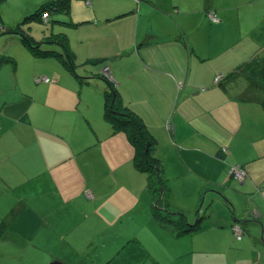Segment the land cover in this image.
<instances>
[{
    "label": "crops",
    "instance_id": "obj_1",
    "mask_svg": "<svg viewBox=\"0 0 264 264\" xmlns=\"http://www.w3.org/2000/svg\"><path fill=\"white\" fill-rule=\"evenodd\" d=\"M46 1L50 0L41 2ZM227 2L230 7L255 3L250 22L245 24L238 13L229 12ZM68 7V11L53 14L50 21L41 23L51 29L54 22L62 26L60 33L68 40L78 76L59 63H42L53 67L42 70L31 65L25 77L34 86H41L35 88L41 91L28 94L20 85L16 49L20 46V50L32 55L34 49L18 35H8L17 45L9 52L14 64L0 66V262L20 264L43 252L48 256L45 263L50 259L66 264L54 252L47 253L51 244L66 246L62 236L54 233L51 222L52 218L59 219L56 209L35 207L25 211L27 197H20L19 192L33 185L32 191L41 193L37 187L41 184L43 191L58 194L56 185L48 187L47 180H38L48 173L52 182V171L63 173V163L74 153L75 159L69 161L71 175H76L71 165H78L87 173L93 171L92 182L99 181L100 172L89 163L98 162L101 147L106 144L110 149L109 143L114 146L117 137L123 138L133 151L129 140L122 137L124 133L106 118L103 91L108 86L102 79V70L114 84L112 96L129 106L157 139L164 174L174 180L168 198L160 205L190 211L191 215H185L195 220L188 221L197 223L179 232L176 225L163 222L162 210L156 218L146 177L134 167L133 152H123L124 162L117 169L121 160L114 155L110 161L113 168L108 166L113 179L119 171L129 187L134 183L131 174L136 178L138 175V185L145 188L141 193L138 188H130V194L124 195L121 202L130 201L126 205L131 208L141 204V212L153 216L151 230H155L153 223L160 224L161 235L155 231L158 247L148 250L128 221L119 219L120 230L112 236V243L119 249L110 264H220L215 261L217 254H224L230 248L226 245L235 242L232 224L241 223L245 232V227L257 228V219L264 220V81L259 74L264 61V0H70ZM210 12L215 13L217 22L211 20ZM0 16L3 17L1 12ZM3 25L7 28L8 24L3 20ZM128 27L133 30L129 43L122 39ZM32 41L34 47L37 43ZM42 43L49 44L52 50H62L57 42H46V36ZM99 51L107 54H97ZM1 53L0 45V56ZM44 73L50 82L35 84L38 82L33 77L45 76ZM217 75L222 79L216 81ZM223 148L227 149L225 153ZM170 155L174 164L169 172L165 163ZM83 163L88 164L80 167ZM230 163L243 165L247 177L232 178ZM112 183L114 186L115 180ZM84 194L92 197L87 185ZM171 195L188 199L177 202ZM184 203L189 205L187 209ZM212 203L221 211L209 221L205 212L211 211L210 207L202 208ZM226 206L229 213H225ZM26 212L27 216H22ZM204 220L207 225L202 223ZM163 225L169 229L164 230ZM200 231L206 252L189 258L195 253V233ZM163 232L170 236L171 243L164 241ZM19 233L26 235L28 243L21 237L15 239ZM28 246L33 251L29 252ZM20 248V252L14 251Z\"/></svg>",
    "mask_w": 264,
    "mask_h": 264
},
{
    "label": "rangeland",
    "instance_id": "obj_2",
    "mask_svg": "<svg viewBox=\"0 0 264 264\" xmlns=\"http://www.w3.org/2000/svg\"><path fill=\"white\" fill-rule=\"evenodd\" d=\"M42 0H0V12L2 14V18L5 21L7 27H13L19 20H21L26 14L33 13L36 8L42 3ZM229 2V1H228ZM227 2V3H228ZM229 7V12H236L241 17L242 21L247 24L250 22V18L254 16V10H256V4L255 3H246L243 5H238V7L231 6L230 3L227 4ZM23 14V15H22ZM22 15V16H21ZM18 16L19 19H15ZM229 19H233L230 17ZM120 22V21H118ZM53 29L50 28V25L47 27L41 23L34 20H28L25 22L24 28L29 31L30 35H32L35 39H43V37H48L49 35L57 34L60 32V24L58 22H54ZM121 23V22H120ZM28 25L30 27H28ZM233 27V25H232ZM141 31H139V34ZM85 34V32L83 33ZM133 30L131 27H128L127 30L124 32L122 39L124 42L129 43L132 39ZM7 33H1L0 34V45L2 46V50L4 53L9 54V52H13L14 46L17 45L14 40L8 39ZM7 38H3L2 37ZM75 38V37H74ZM72 44L75 45V39H72ZM53 43V42H52ZM34 44V43H33ZM59 44V43H57ZM40 51H43L45 49H51L49 48V44L41 43ZM21 47L18 46V49H16V52H18V57L20 61V67H19V73L21 75V87L28 90V94H33L32 92L36 91V87L41 86H34L32 83L27 80L26 71L30 72L32 69L31 65H35L36 69H48L53 68L52 66H42V63H50L54 66V63H59L65 70L68 71L66 66H64L61 56H57V54H54V56H47L44 57L41 54H27L24 53L23 50H20ZM61 49H56V51L59 52ZM97 54H107L105 51H99ZM12 57V56H11ZM13 58V57H12ZM107 63L109 62L106 61ZM29 74V73H28ZM45 75V73H44ZM42 76V75H39ZM47 77V75H45ZM49 80L50 77L48 76ZM34 82V81H33ZM35 83V82H34ZM35 83V84H39ZM43 85V83H41ZM41 91V88H38L36 92ZM93 93L95 90H90ZM101 90H97V92H100ZM34 92V93H36ZM7 93V92H6ZM103 95V94H102ZM90 103H93L91 100ZM124 133V132H123ZM122 134V133H118ZM122 137L127 138L122 134ZM116 143V144H115ZM125 144V145H124ZM109 148H106V144H104L103 147H101V153L97 156L98 162L96 163H89L96 165V171L99 173V181L92 182V173H87L84 168L78 169V165H71V169L75 167L76 169V175H71L72 170H70V164L69 161L72 159H75L76 153L72 154V158L64 162L63 164H66V169L63 171V173H58L57 171H52V182L47 178L48 173H46L43 177H40L38 180L40 183L49 182L47 186L50 185H56L59 189V193H50L45 192L41 188V184L37 185V187L41 190H33L34 186L30 187L29 189H25L23 192H19L20 197H24V195L27 197L24 199L25 203L27 204V208L25 211H29V209L34 210L36 207L37 209L42 208H54L56 209L59 219L58 218H52L51 222L52 225L55 228L54 233L56 235H61L62 240L61 242L65 245L66 249L63 246H59V243L51 244L47 253H55L56 258L64 261L66 264H110L111 262H114L117 258V252L119 249L118 244L112 243V236L114 234H117L119 229V225L117 224V221L119 219L128 221L131 230H133L137 235L140 237V240L142 244L149 250H154L158 247V243L156 241V234L161 235V225L153 223L155 227V230H151V223L150 221L153 220V216L150 213L149 217L147 216L148 213H142V205L137 204L138 207H128L126 204H131L130 201L121 202L124 198V195L127 193L130 194V188H138L139 192L141 193L145 188L141 187L137 183V178L132 175V178L134 179V183L130 185L129 187H126L127 178L122 176V174L119 171H116L115 179H113L110 169L112 165L110 164V161L114 159H120V164H117L116 169L121 166V164L124 162V153L127 152V154H130L132 149L130 148L129 144H126L124 142L123 138L117 137L114 142V146L112 143H109ZM114 151V152H113ZM111 155V157H110ZM236 160V159H234ZM88 163H83L80 165V167L85 166ZM171 164H174L173 159L166 158V169L170 172ZM135 167V166H134ZM136 168V167H135ZM139 171L138 169H136ZM140 172V171H139ZM127 173V172H126ZM142 173V172H140ZM144 174V173H142ZM79 177H76L78 176ZM139 178L141 179L142 176L139 175ZM113 180H115L114 186H113ZM170 187L172 186V182L174 181L173 178L168 179ZM54 182V183H53ZM177 182H180L179 180ZM98 184V186L96 185ZM89 186L92 190V197H88L84 194L85 187ZM181 187L180 183H178V188ZM194 187V186H193ZM192 187V188H193ZM114 191V192H113ZM90 195V193H88ZM170 198H174L177 202H180L181 200H187V197H177L174 195H171ZM208 201V198H207ZM211 201V200H210ZM209 201V202H210ZM183 207L187 209L189 205L184 203ZM205 206V204H204ZM202 208L204 210L206 207H210L211 211L205 212L206 217L209 221L215 220L214 216L216 215V212H220L221 208L217 207L214 203L211 205H207ZM150 207V206H149ZM264 207V205H263ZM162 209L167 210L168 212L162 211V213H165L163 218V222L168 220L171 225H176L181 231L183 230V226L180 225L176 219L178 217L177 214L171 215L168 214L169 212L173 211L171 209H166L165 207H161ZM229 208L225 209V213H229ZM201 210V211H202ZM134 211V212H131ZM159 211V210H158ZM198 210L196 209L194 211L197 213ZM185 212V211H184ZM250 212V211H249ZM9 213V212H8ZM154 215H156L155 211H153ZM26 214H22V216L26 217ZM186 215H191L192 213L185 212ZM35 215V214H34ZM170 215V219L166 216ZM166 216V217H165ZM174 216V217H173ZM257 217V216H256ZM158 218V217H157ZM190 218L187 216V221L190 220ZM231 218V217H229ZM264 219V217H262ZM159 219V218H158ZM172 219V220H171ZM195 220V218H193ZM192 219V221H193ZM58 220V223H57ZM157 221V219H155ZM228 219L227 221H229ZM191 221V222H192ZM205 221H202L204 225ZM207 221V222H209ZM190 223V221H188ZM239 223V222H235ZM234 223V224H235ZM241 224V223H239ZM242 225V224H241ZM240 225V226H241ZM167 228V227H166ZM165 226L163 225V229L166 230ZM247 229L245 227L244 230L241 233V238H236L233 236H236L238 234L237 229L231 226V233H232V239L235 240L233 245L227 244V247H230L228 249H225L224 254L218 253L215 261H219L220 264H264V220L257 219V228L254 225H251ZM169 229V228H167ZM204 229H206V226H204ZM226 230H229L228 228H225ZM250 230V231H249ZM180 232V230H179ZM198 233V234H197ZM195 233L196 236L194 237V250L195 253L190 254L189 258L196 257V256H203L206 250L203 249L204 247V238H202V235L199 236V234H202L203 231ZM20 235H17L15 239L18 237H21L23 242L26 244L28 243V240L26 239V235L23 233H19ZM164 234V241L172 242L170 241V236L167 234ZM36 235V234H35ZM232 239L230 238V243L232 242ZM11 247H14L11 245ZM3 250V245L0 244V251ZM15 252H20L21 248L14 249ZM27 251V250H26ZM28 251H33L28 246ZM25 252V251H23ZM22 252V253H23ZM26 252L28 256L32 255V253ZM212 255V253L208 254V256ZM48 259V256L44 254L43 252H39L34 258H32L30 261H24L20 262V264H44L46 260ZM256 259V260H254ZM51 260L45 264H48ZM254 261V262H253ZM236 262V263H235ZM0 264H19V262L14 261H8V263H2ZM198 264H205L204 261H200Z\"/></svg>",
    "mask_w": 264,
    "mask_h": 264
},
{
    "label": "trees",
    "instance_id": "obj_3",
    "mask_svg": "<svg viewBox=\"0 0 264 264\" xmlns=\"http://www.w3.org/2000/svg\"><path fill=\"white\" fill-rule=\"evenodd\" d=\"M69 2L70 0H50L48 2L47 1L42 2L33 13H29L25 15L13 27H9V28L8 27L6 28L3 25V20L0 16V34L7 33L10 36L11 34L18 35V38H20L21 41H23L29 47L34 49L35 55L36 54H41L43 56H54V54H57V56L62 55L63 57L61 58V60L63 61L64 66H66L68 71L72 72L75 76H78L75 71L76 70L75 67L77 64L75 63L74 55L72 54V51L68 47V40L63 32L61 33L59 32L57 34H53V35L46 37V42L59 43L60 47L62 48L61 51L58 52L52 49H46V50L40 51L38 45L42 43V39L41 40L35 39L32 35L26 32L24 25H23L28 20H34V21L36 20L38 22H41V21L46 22L48 20L50 21L49 17L51 15L53 14L55 15L60 12L68 11ZM44 14L46 15L44 16ZM211 15H213L215 19H212ZM210 18L214 22L218 21L214 12H210ZM52 19L56 20L55 16H53ZM32 40H35V43H37L34 47H32V42H33ZM7 62H9L10 64H14V61L12 57H10L9 54L1 53L0 66H5V64L7 66ZM105 67L106 66H104L103 68ZM101 73H102L101 76L103 77L102 79L105 80L108 86L107 90L103 91L104 100H105L106 118L110 120V122H112L111 124L114 125V128L116 130H121L122 132H124L125 136L129 140L133 148L132 152H133L134 166L140 172L144 173L146 177L147 189L150 192L151 199H152L151 209L155 211L156 213L155 216L157 218L158 217L157 214L160 212V210L164 212H168L167 210L162 209L161 208L162 206L160 204L163 200H166L168 198L169 189H170L169 180L163 171L164 169H163V164H162V158L157 154V150H156L157 149V139L149 131L144 121L136 113H134L129 108V106L122 103L123 101L117 100L114 96H112L111 91H115V88L113 86L114 84L107 77L103 76L104 73L102 72V70H101ZM259 74L261 76L260 78L264 81V61H263V65L260 67ZM35 76H39V75H35ZM221 77L222 75H220V77L217 80H221ZM252 77L256 78V76H252ZM40 82H43V81H40ZM48 82L50 81H47L46 83ZM261 105L264 107V100L262 101ZM226 150L227 149L223 148L222 152L225 153ZM232 169L241 170L244 174V176L242 177L243 180L247 177V172L243 165L239 163H230L228 167V171L230 172V176L232 178L242 180V179L235 177L232 174L231 172ZM170 213L171 215L173 214L178 215L176 221L180 225L183 226V230L181 231L182 228L180 229L181 232L194 228L197 225V223H195L194 225L191 223H188L187 216L185 215L183 211L173 210L169 212L168 214Z\"/></svg>",
    "mask_w": 264,
    "mask_h": 264
},
{
    "label": "built area",
    "instance_id": "obj_4",
    "mask_svg": "<svg viewBox=\"0 0 264 264\" xmlns=\"http://www.w3.org/2000/svg\"><path fill=\"white\" fill-rule=\"evenodd\" d=\"M45 15L46 14H44V16ZM211 18L212 19H215L213 15H211ZM104 73H105V71H104ZM106 75H107V73H106ZM219 77H220V75H217L216 78H215V80H217ZM109 79H111V78H109ZM34 81H36V82H40V81L47 82V81H49V78L46 77V76H34ZM167 127H169V125H167ZM231 172H232V174L235 177H237L239 179H242V177L244 176L243 172L241 170H239V169H232ZM234 223L232 224V227H233V229H234V227L237 229L238 234L235 236L234 233H233V236L236 237V238H241L242 235H241L240 232L243 231V228H242V226H240L241 224H239V223H235L234 224Z\"/></svg>",
    "mask_w": 264,
    "mask_h": 264
},
{
    "label": "water",
    "instance_id": "obj_5",
    "mask_svg": "<svg viewBox=\"0 0 264 264\" xmlns=\"http://www.w3.org/2000/svg\"><path fill=\"white\" fill-rule=\"evenodd\" d=\"M48 264H62L60 261H57V260H54V261H51L50 263Z\"/></svg>",
    "mask_w": 264,
    "mask_h": 264
},
{
    "label": "bare ground",
    "instance_id": "obj_6",
    "mask_svg": "<svg viewBox=\"0 0 264 264\" xmlns=\"http://www.w3.org/2000/svg\"><path fill=\"white\" fill-rule=\"evenodd\" d=\"M33 79H34V77H33ZM221 79H222V77H221Z\"/></svg>",
    "mask_w": 264,
    "mask_h": 264
}]
</instances>
